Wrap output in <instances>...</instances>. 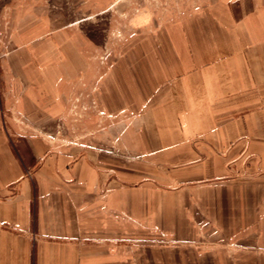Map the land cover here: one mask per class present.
Here are the masks:
<instances>
[{
    "label": "crops",
    "instance_id": "1",
    "mask_svg": "<svg viewBox=\"0 0 264 264\" xmlns=\"http://www.w3.org/2000/svg\"><path fill=\"white\" fill-rule=\"evenodd\" d=\"M13 1L0 264H264V0H210L128 44L94 89L108 123L78 145L45 132L86 73L64 1L105 0Z\"/></svg>",
    "mask_w": 264,
    "mask_h": 264
},
{
    "label": "rangeland",
    "instance_id": "2",
    "mask_svg": "<svg viewBox=\"0 0 264 264\" xmlns=\"http://www.w3.org/2000/svg\"><path fill=\"white\" fill-rule=\"evenodd\" d=\"M53 0H45L56 6ZM56 1V0H55ZM210 0H105L100 8L86 4V11H78L70 2L66 13L72 35L86 57V73L69 83L63 90V111L60 119L45 129L55 145L92 144L98 126L108 123L102 118L94 100L99 78L125 47L136 39L157 31L164 23L190 12L193 7ZM13 0H0V99L2 98V59L10 48L7 42L8 5ZM53 4V5H52ZM107 4V5H106ZM106 5V6H105ZM136 46V45H135ZM167 49L166 58H171ZM139 62L135 60V64ZM192 205H187L191 208ZM192 209V208H191ZM192 212V210H190ZM188 222L193 229V214ZM203 235V234H202Z\"/></svg>",
    "mask_w": 264,
    "mask_h": 264
}]
</instances>
